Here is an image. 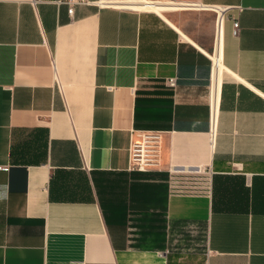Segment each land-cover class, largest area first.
<instances>
[{
  "label": "crops",
  "instance_id": "0c3cea01",
  "mask_svg": "<svg viewBox=\"0 0 264 264\" xmlns=\"http://www.w3.org/2000/svg\"><path fill=\"white\" fill-rule=\"evenodd\" d=\"M0 167V264H264V0H0Z\"/></svg>",
  "mask_w": 264,
  "mask_h": 264
},
{
  "label": "built area",
  "instance_id": "2783aa9c",
  "mask_svg": "<svg viewBox=\"0 0 264 264\" xmlns=\"http://www.w3.org/2000/svg\"><path fill=\"white\" fill-rule=\"evenodd\" d=\"M168 3H173V0H168ZM215 30L216 33L219 32L221 23L225 19L227 9L226 8H217L215 10ZM71 9H68L70 14ZM232 33L235 34L237 31V22L233 21L232 24ZM212 65V62H211ZM165 84L168 88H173L175 85V80L169 78L165 81ZM58 88V86H57ZM214 114L213 112L209 115V125L210 131L214 126ZM160 144V133L155 131H141L138 134V138L131 141L129 146V170L134 172H145L156 166V157L158 154V148ZM6 167H0V171H6Z\"/></svg>",
  "mask_w": 264,
  "mask_h": 264
},
{
  "label": "rangeland",
  "instance_id": "374dc122",
  "mask_svg": "<svg viewBox=\"0 0 264 264\" xmlns=\"http://www.w3.org/2000/svg\"><path fill=\"white\" fill-rule=\"evenodd\" d=\"M159 12L163 13V12H165V11H159Z\"/></svg>",
  "mask_w": 264,
  "mask_h": 264
}]
</instances>
